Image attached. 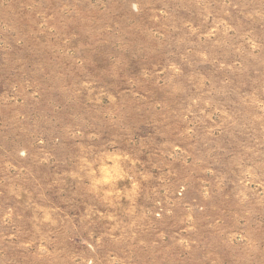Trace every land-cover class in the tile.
Listing matches in <instances>:
<instances>
[{
    "label": "rangeland",
    "instance_id": "1",
    "mask_svg": "<svg viewBox=\"0 0 264 264\" xmlns=\"http://www.w3.org/2000/svg\"><path fill=\"white\" fill-rule=\"evenodd\" d=\"M0 264H264V0H0Z\"/></svg>",
    "mask_w": 264,
    "mask_h": 264
}]
</instances>
